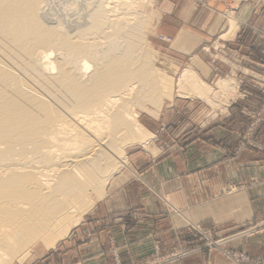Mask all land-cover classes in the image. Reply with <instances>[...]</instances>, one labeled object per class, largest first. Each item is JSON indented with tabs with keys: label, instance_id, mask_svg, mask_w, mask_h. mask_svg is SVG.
Here are the masks:
<instances>
[{
	"label": "bare ground",
	"instance_id": "1",
	"mask_svg": "<svg viewBox=\"0 0 264 264\" xmlns=\"http://www.w3.org/2000/svg\"><path fill=\"white\" fill-rule=\"evenodd\" d=\"M135 1L59 16L48 0H0V264L54 247L104 197L140 130L134 105L163 97L164 65L130 24Z\"/></svg>",
	"mask_w": 264,
	"mask_h": 264
},
{
	"label": "rangeland",
	"instance_id": "2",
	"mask_svg": "<svg viewBox=\"0 0 264 264\" xmlns=\"http://www.w3.org/2000/svg\"><path fill=\"white\" fill-rule=\"evenodd\" d=\"M48 1L60 16L75 14L86 0L80 4L77 0ZM135 2L138 14L132 17L136 18L128 14V5H121L116 12L131 17V25H140L143 52L163 63V97L158 103L146 99L134 105L140 130L119 147L118 154L126 161L117 163L104 197L86 212L72 215L54 247L33 246L11 264H112L107 262L108 256L114 264H170L186 256L193 257L191 264H204L210 254L224 256L230 264H264V252L256 248L264 244V214L224 230L188 221L171 248L162 246L154 237L155 230L133 231L132 237L143 236L153 242L129 246L128 263L120 258L113 233L109 235L114 220L111 212L122 201L124 185L137 178L132 154L143 151L160 156L196 144V149L211 154L213 163H224L211 167L213 178L220 173L227 176L220 183L221 195L258 186L264 194V0ZM242 3L241 17L236 12ZM78 5L82 7L76 10ZM210 31L215 32L210 35ZM207 129L213 135L204 147ZM122 231L117 230L116 235ZM98 256L105 262L97 263Z\"/></svg>",
	"mask_w": 264,
	"mask_h": 264
},
{
	"label": "crops",
	"instance_id": "3",
	"mask_svg": "<svg viewBox=\"0 0 264 264\" xmlns=\"http://www.w3.org/2000/svg\"><path fill=\"white\" fill-rule=\"evenodd\" d=\"M244 4L236 12L241 17ZM213 32L215 31H210L209 34L213 35ZM212 135L210 130H204V147L207 146L206 140ZM194 145L189 149L172 150L160 156H151L149 152L143 151L136 156L131 155L132 167L138 175L124 185L122 201L112 209L114 220L112 229L109 230V235L113 233L123 262H129L130 256L126 253L129 246H144L153 242L148 238L145 240L143 236L132 237L130 234L133 231L143 232L147 228L148 232L155 230L154 237L163 247L171 248L177 244V234L186 229L188 221L206 228L215 226L224 230L264 214V194L259 186L221 195L218 192L220 183L227 176L220 173L214 174L213 178L211 167L216 164L224 166V163L218 160L213 163L211 154L196 149V144ZM255 163L257 162H252V165ZM213 182L218 183V186L214 187ZM213 190L217 191L213 193ZM108 202L111 206L112 200ZM123 225H128V228H121ZM139 226L143 229H137ZM120 229L123 231L116 235V231ZM240 244L238 242L237 246ZM65 245L67 248L68 242ZM259 247L263 250L259 253L264 252V244L256 248ZM208 257L204 264H230L224 256L215 258L210 254ZM192 259L193 257L186 256L173 260L170 264H191ZM96 262L103 263L105 260L98 256ZM107 262L114 264L110 256Z\"/></svg>",
	"mask_w": 264,
	"mask_h": 264
}]
</instances>
